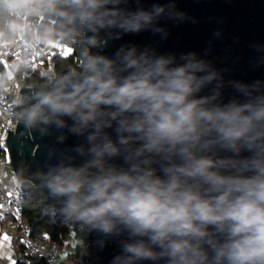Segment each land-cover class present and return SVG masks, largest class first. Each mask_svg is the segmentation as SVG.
Here are the masks:
<instances>
[{"label":"clouds","instance_id":"9594fccd","mask_svg":"<svg viewBox=\"0 0 264 264\" xmlns=\"http://www.w3.org/2000/svg\"><path fill=\"white\" fill-rule=\"evenodd\" d=\"M122 2L0 0L7 33L22 31L12 25L26 16L52 15L65 41L83 46L81 71L46 70L43 83L16 96L15 120L46 131L70 117L73 133H88L90 147L77 151L90 159L39 172V184L21 173L24 185L46 189L66 220L105 234L127 231L132 239L113 264H264V94L253 95L259 83L234 84L247 102L219 104V85L197 97L219 73L195 53L179 65L135 47L116 58L93 53L106 43L104 29L163 31L154 25L165 6L133 12ZM114 123L116 141L105 132ZM245 150L252 155L239 158ZM117 156L127 168L109 163Z\"/></svg>","mask_w":264,"mask_h":264},{"label":"water","instance_id":"95a60500","mask_svg":"<svg viewBox=\"0 0 264 264\" xmlns=\"http://www.w3.org/2000/svg\"><path fill=\"white\" fill-rule=\"evenodd\" d=\"M154 5L166 8L154 25L163 29L162 32L152 28L139 32L104 29L100 31L99 38L106 43L91 51L116 58L121 48L135 47L138 52L147 50L151 55L172 56L177 65L184 63L181 59L183 55L195 53L198 59L209 64L211 70L219 73L218 79L205 86L197 93V97L212 95L219 85L220 96L215 103L227 104L233 100L247 102L251 97L234 87L235 83L249 86L259 83V89L253 90V95L264 94V0H123L119 7L134 12L151 10ZM175 13H183V17H177ZM43 17L54 19L56 26L61 29L55 17L46 14ZM92 34L88 33L89 36ZM68 69L72 68L68 67L60 73ZM29 89L32 88L22 86L18 92ZM63 119L67 126L59 128L50 125L46 131L29 129L23 123L16 122L14 131L5 134L10 165L24 195L38 200L47 212L60 208V201L51 197L46 189L34 190L24 185L20 174L39 184L35 175L39 172H47L61 163L78 167L90 159L89 155L77 151L81 146L85 150L90 147L88 133H73L70 129L74 121L70 117ZM105 132L113 141L117 140L115 123ZM219 155L228 157L233 154L220 151ZM251 155L252 152L245 150L239 158ZM109 163L128 167L123 156L114 157ZM153 167L159 169L160 164H154ZM157 174L163 175L160 171ZM83 226L88 232L80 254L83 264H113L114 258L122 254L124 243L132 239L127 231L105 234ZM138 264H166V259L142 260Z\"/></svg>","mask_w":264,"mask_h":264},{"label":"built area","instance_id":"2783aa9c","mask_svg":"<svg viewBox=\"0 0 264 264\" xmlns=\"http://www.w3.org/2000/svg\"><path fill=\"white\" fill-rule=\"evenodd\" d=\"M15 34L0 35V211L2 221H12L13 231L8 236L7 248L12 262L0 258V264H59L56 256L59 247L47 233L37 242L29 238L30 229L22 219L21 200L24 193L10 165L5 134L14 131L16 120V96L20 87H36L25 82L48 60L49 40L44 31L57 27L54 19L24 17L23 23H13ZM58 42V40H54ZM24 65V66H22Z\"/></svg>","mask_w":264,"mask_h":264},{"label":"trees","instance_id":"16d2710c","mask_svg":"<svg viewBox=\"0 0 264 264\" xmlns=\"http://www.w3.org/2000/svg\"><path fill=\"white\" fill-rule=\"evenodd\" d=\"M5 18H0V35L2 37H7V33L3 28V22ZM49 32L55 33L52 36H46L50 40H58L63 45L76 46V50H73L70 54L64 56L61 53L52 55L50 59L46 60L44 65L40 67L32 76L25 80L27 83H32L35 86L43 83L41 78L42 72H44L45 67L51 64V69L57 73H60L62 70L70 67L74 71H81L82 63V49L81 44H68L65 41L66 34L58 28H48ZM22 208V219L25 221L30 229L29 238L31 241L37 242L43 233H47L51 240L60 248L64 247V244L74 237L78 240L76 245V254L73 264H83L78 258L80 255V245L79 243L84 244L87 237V229L83 226L82 223L66 220L62 215L57 211L47 212L43 209L40 202L28 195L23 196L21 200Z\"/></svg>","mask_w":264,"mask_h":264},{"label":"rangeland","instance_id":"374dc122","mask_svg":"<svg viewBox=\"0 0 264 264\" xmlns=\"http://www.w3.org/2000/svg\"><path fill=\"white\" fill-rule=\"evenodd\" d=\"M73 50H76V46L71 45H63L60 41L55 42L54 40H49V47H48V59L52 55L61 53L62 55L66 56L70 54ZM51 69V64L48 63V65L45 67L46 70ZM4 218V213L0 211V230L2 231V234H4L7 238L12 234V221L10 219L8 222L2 221L1 219ZM78 244V240L72 237L67 244H64L63 248L59 249V252L56 256V262L59 264H73L75 260V254H76V245ZM80 248L84 246V244L79 243ZM81 254V250H80ZM80 259V255L78 257Z\"/></svg>","mask_w":264,"mask_h":264},{"label":"crops","instance_id":"0c3cea01","mask_svg":"<svg viewBox=\"0 0 264 264\" xmlns=\"http://www.w3.org/2000/svg\"><path fill=\"white\" fill-rule=\"evenodd\" d=\"M8 238L0 230V258L5 262H12V253L7 248Z\"/></svg>","mask_w":264,"mask_h":264},{"label":"snow or ice","instance_id":"6c2138e0","mask_svg":"<svg viewBox=\"0 0 264 264\" xmlns=\"http://www.w3.org/2000/svg\"><path fill=\"white\" fill-rule=\"evenodd\" d=\"M3 147V145H0V148H2Z\"/></svg>","mask_w":264,"mask_h":264}]
</instances>
